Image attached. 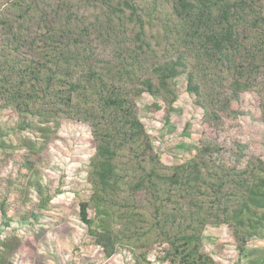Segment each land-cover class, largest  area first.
I'll return each instance as SVG.
<instances>
[{
	"label": "trees",
	"instance_id": "trees-1",
	"mask_svg": "<svg viewBox=\"0 0 264 264\" xmlns=\"http://www.w3.org/2000/svg\"><path fill=\"white\" fill-rule=\"evenodd\" d=\"M156 1L0 0V109L32 119L30 131L62 120L89 127L91 195L79 219L105 258L126 249L133 264H151L157 245L160 264H216L201 252L202 233L227 225L239 264L249 240L264 238V160L228 165L203 143L190 160L166 166L137 102L159 98L168 116L182 77L205 119L253 92L264 122V0H164L160 39L148 33ZM25 141V166L35 171L37 143ZM8 198L0 201L5 223ZM18 245L16 235L0 243V264ZM259 253L252 264H264Z\"/></svg>",
	"mask_w": 264,
	"mask_h": 264
},
{
	"label": "rangeland",
	"instance_id": "rangeland-1",
	"mask_svg": "<svg viewBox=\"0 0 264 264\" xmlns=\"http://www.w3.org/2000/svg\"><path fill=\"white\" fill-rule=\"evenodd\" d=\"M163 3L157 0L149 6L152 22L148 33L153 32L159 39L168 21ZM183 80L181 77L176 81L178 96L168 116L159 98L143 94L137 102L138 117L162 164L174 166L190 160L203 143L213 144L212 159L228 165L243 167L255 157L264 160V122L255 93L238 94L209 120L194 96L184 91ZM31 122L10 108L0 109V141L9 146L0 149V201L3 194L9 196L10 219L5 223L0 214V243L9 236L20 239L8 264H133L126 249L105 258L79 219V203L91 195L87 176L95 149L89 127L62 120L56 129L49 125L44 130L30 131ZM27 138L37 143V156L32 158L35 171L25 166ZM88 215L93 218V211L89 210ZM263 249L264 238L250 239L249 257L239 264H252L251 259ZM201 252L210 255L216 264L238 261L227 225L204 229ZM158 257L159 249L154 245L148 254L151 264H160Z\"/></svg>",
	"mask_w": 264,
	"mask_h": 264
}]
</instances>
